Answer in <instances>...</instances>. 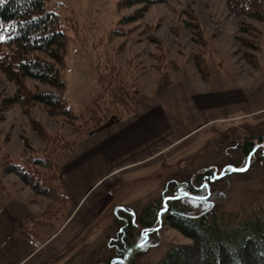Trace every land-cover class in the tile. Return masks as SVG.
Segmentation results:
<instances>
[{
	"label": "rangeland",
	"instance_id": "1",
	"mask_svg": "<svg viewBox=\"0 0 264 264\" xmlns=\"http://www.w3.org/2000/svg\"><path fill=\"white\" fill-rule=\"evenodd\" d=\"M55 1L60 4L57 13L67 44L63 96L77 115L83 114L98 96V73L107 75L113 68L118 69L122 81L134 86L131 93L138 96V104L143 101L146 107L160 90L179 83L201 89L203 82L194 65L195 57H205L212 73L206 83L212 89L264 80V22L232 17L225 0H161L140 14L142 4L118 6L121 0ZM133 15H137L134 21L121 22L126 19L123 17ZM251 61H256L257 66L252 67ZM214 77L219 84L214 83ZM251 79L253 83L249 82ZM25 82L32 91L54 92L41 82ZM15 89V84L0 71V156L8 155L11 161L20 163L26 144L43 149L34 123L52 137L75 143L78 137L73 126L60 118H50L40 105L29 114L11 105ZM120 121L111 119L99 129ZM258 121L215 124L197 138L175 143L161 156L112 173L105 161H86L83 169L72 171L61 184L59 180L57 188L67 197L63 206L34 196L16 176L1 172L0 193L4 188L21 195L22 203L31 210L30 219L21 224L18 232L35 248L44 242V237L53 234V227L60 228L66 220L44 250L57 247L60 253L47 264H107L113 256V214L121 210L138 218L147 207L166 203L168 193L182 196L185 185L200 190L197 198H182L181 204L191 217L215 212L231 226L250 218H263L264 120ZM93 132L77 139L75 152L78 149L83 155L109 133L100 136ZM246 141L255 145L244 156ZM245 164L247 167L240 170ZM207 171L217 178L204 180L198 186L196 179ZM205 184L207 188L203 187ZM77 187L87 193L78 207L79 197L84 194H78ZM57 209L60 211L56 220L44 219L45 212ZM164 211L157 214L153 228L135 229L139 232L137 245L125 264H156L168 250L190 243L167 225ZM40 226L46 228L42 231Z\"/></svg>",
	"mask_w": 264,
	"mask_h": 264
},
{
	"label": "trees",
	"instance_id": "2",
	"mask_svg": "<svg viewBox=\"0 0 264 264\" xmlns=\"http://www.w3.org/2000/svg\"><path fill=\"white\" fill-rule=\"evenodd\" d=\"M158 2L161 0H121L117 4L124 7L142 4L140 14ZM225 4L232 17L264 22L263 0H225ZM59 9L60 4L55 0H0V71L16 86L11 105H17L25 114L40 105L50 118H60L72 125L79 138L111 119L120 121L124 116L133 115L138 96L130 91L134 86L122 81L118 69L113 68L107 75L98 73L99 94L85 112L77 115L72 111L63 96L67 44L57 13ZM136 16L123 17L126 19L121 22L134 21ZM251 64L257 66L256 61ZM194 65L201 79L209 81L211 71L205 57H195ZM27 80L41 82L54 92L32 91L26 86ZM34 124L44 148L33 149L26 144L20 163H14L8 155L0 156V172L16 176L34 196L66 205L67 197L57 188L61 161L75 152L78 138L75 143L66 142L61 137L50 136L41 125ZM254 145V142H245L244 156ZM211 176L209 171L199 175L197 185L201 186ZM182 190V196L170 192L166 203L147 207L138 218L131 212L117 210L112 225L115 235L110 238L113 256L107 264H123L126 253L137 245L139 232L135 229L153 228L157 214L163 209L167 225L190 243L168 250L156 264H264V217L250 218L238 226L224 223L215 212L194 218L187 214L181 202L182 198H197L200 190L190 185H185ZM262 210L264 216V207ZM59 211L45 212L44 219L56 220ZM54 228L52 231L56 230Z\"/></svg>",
	"mask_w": 264,
	"mask_h": 264
},
{
	"label": "crops",
	"instance_id": "3",
	"mask_svg": "<svg viewBox=\"0 0 264 264\" xmlns=\"http://www.w3.org/2000/svg\"><path fill=\"white\" fill-rule=\"evenodd\" d=\"M253 81L251 79L249 82ZM201 82V89L179 83L160 90L147 107L142 105L143 101L137 103L133 116L91 133L103 136L109 132L83 155L77 149L73 156L61 164L60 184L72 171L83 169L86 161H105L109 163L108 168L112 173L161 156L175 143L197 138L203 130L215 124L237 123L247 119L259 123L258 120H264V80L252 85L243 82L236 87L229 84L227 88L221 86L219 89H212L206 81ZM214 83L218 82L215 80ZM79 182L80 179L76 185ZM82 192L84 194L86 191L77 187V193ZM86 194L79 197L76 207ZM21 199V195L17 196L4 188L0 193V264H47L60 253L57 247H50L53 248L50 251L44 250L50 244L49 241L63 229L66 220L35 248L18 232L21 224L32 215Z\"/></svg>",
	"mask_w": 264,
	"mask_h": 264
},
{
	"label": "snow or ice",
	"instance_id": "4",
	"mask_svg": "<svg viewBox=\"0 0 264 264\" xmlns=\"http://www.w3.org/2000/svg\"><path fill=\"white\" fill-rule=\"evenodd\" d=\"M0 39H2V37H0ZM228 167L231 168L232 166L229 165ZM246 167H247V164H245L244 168H242V169H240V170H244ZM209 178H210V179H216L217 177H215V176H211V177H209ZM203 187L207 188V184L203 185ZM166 199H169V198H166Z\"/></svg>",
	"mask_w": 264,
	"mask_h": 264
},
{
	"label": "water",
	"instance_id": "5",
	"mask_svg": "<svg viewBox=\"0 0 264 264\" xmlns=\"http://www.w3.org/2000/svg\"><path fill=\"white\" fill-rule=\"evenodd\" d=\"M233 170L235 171V169H233ZM133 249H134V248H132L131 250H129V251L126 253V255H125V257H124V260H123V264H125L128 254H129Z\"/></svg>",
	"mask_w": 264,
	"mask_h": 264
}]
</instances>
